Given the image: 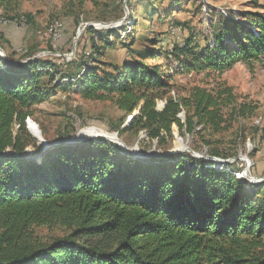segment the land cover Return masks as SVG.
Here are the masks:
<instances>
[{
	"label": "trees",
	"instance_id": "16d2710c",
	"mask_svg": "<svg viewBox=\"0 0 264 264\" xmlns=\"http://www.w3.org/2000/svg\"><path fill=\"white\" fill-rule=\"evenodd\" d=\"M21 1L0 0V7L8 12ZM100 1L71 0L74 11L86 2L99 8ZM248 3L253 10L240 12L241 18L230 12L215 42L199 54L193 36L170 53L156 38L152 49L135 52V37L127 42L118 28L93 27L91 48L66 69L37 57L30 46L17 60L0 54V264H264L260 184L238 178L230 163L184 165L174 155L138 159L105 139L49 150L38 162L19 157L36 146L27 128L32 109L58 90L113 100L129 115L141 108L125 130H145L160 141L163 133L172 135L174 124L190 134L197 126L221 134L232 129L231 115H253L246 106L225 113L222 94L198 91L184 105L190 114L184 124L181 104L167 98L175 75L201 70L200 61L225 71L264 58V0ZM79 18L70 20L77 25ZM5 19L28 26L33 21L30 15ZM118 43L132 62L100 67L97 57ZM158 100L166 102L162 110ZM9 150L18 156H4Z\"/></svg>",
	"mask_w": 264,
	"mask_h": 264
},
{
	"label": "rangeland",
	"instance_id": "374dc122",
	"mask_svg": "<svg viewBox=\"0 0 264 264\" xmlns=\"http://www.w3.org/2000/svg\"><path fill=\"white\" fill-rule=\"evenodd\" d=\"M105 2L107 0H101L99 8L91 2H86L81 11L80 8L74 11L71 0H22L19 8L8 12L0 7V52L17 60L30 46L33 54L37 53V57L40 54L66 69L68 62L82 60L84 52L92 46L89 27L85 28L86 24L103 27L101 23H116L118 31H121V39L128 38L127 42H130L131 38H136L133 46L135 52L152 49L153 40L156 38L160 41L159 46L170 53L177 43L182 44L193 36L195 53L199 54L215 42V31L218 32L223 19L230 17V12L241 18L240 12L253 10L249 7L248 0H109L108 7ZM28 15L33 19L29 26L5 19V16L11 19ZM78 15L79 22L75 25L70 18H77ZM116 16H119V19L113 20ZM56 22L64 24V33L62 39L53 42L49 29ZM175 23L181 25L176 26ZM95 29L100 32L109 30ZM79 30L81 36L73 54ZM227 41L225 36V42ZM229 48H235V44ZM97 59L100 67L107 64L123 65L133 60L128 50L120 43L112 49L104 50L103 56ZM192 60L193 57L185 59L184 62L191 65ZM207 64L200 61L201 70L192 67L186 73L175 75L167 98H173L181 104L179 118L184 124L190 118L189 110L184 105L193 99L198 91L222 94L225 113L233 112L242 106L254 110V114L247 118L229 115V122L232 121L233 127L221 134H214L199 126L190 134L187 130L181 131L174 124L171 136L163 133V141L152 139L145 130H125L132 123H129L130 116H139V108L129 115L121 111L113 100L85 99L80 94L63 90H58L44 103L35 106L32 109L33 116L28 120L39 127L49 143L72 138L78 133L86 135L85 130L94 129L96 132L111 135L118 133V137L133 151L138 152V147L140 153L156 160L170 158L171 156H165L168 152L182 150L173 157L183 159L181 162L184 165L188 162L210 165L211 158H218L213 153H219L224 156L219 159L231 161V170L246 182L248 180L243 178V173L249 165L248 175L260 184L256 189H259L261 197H264V183H258L259 180L264 181V58L251 63L241 62L225 71H219L215 66L203 67ZM175 66L176 64L172 68ZM230 95L234 97L233 100H230ZM165 104L166 102L158 100L157 110H162ZM28 120L27 128L34 138L32 130H29ZM91 136L104 137L100 133ZM35 141L36 146L29 145L25 153L36 158L35 161L38 162L37 147H42L36 139ZM186 148L200 157L197 158ZM236 157L242 160L233 161ZM46 235L53 236L52 233Z\"/></svg>",
	"mask_w": 264,
	"mask_h": 264
},
{
	"label": "water",
	"instance_id": "95a60500",
	"mask_svg": "<svg viewBox=\"0 0 264 264\" xmlns=\"http://www.w3.org/2000/svg\"><path fill=\"white\" fill-rule=\"evenodd\" d=\"M103 25V27H98V26H95L93 24H86L85 28L86 27H93V28H107V29H115V28H118L117 24L116 23H110V24H105V23H101ZM80 30L78 31V34H77V37L75 38V45H74V50H73V54H75L76 52V47H77V41L79 40L80 38ZM0 54L6 58V55L3 53V52H0ZM141 112V108H139V114ZM138 114V115H139ZM136 115L134 116H130V120H129V123L133 121V119L135 118ZM29 121V120H28ZM30 123V121L28 122V124ZM29 130L31 131V123L29 124ZM37 127V131H38V135L39 136H36L32 133L33 137L38 141L39 145L42 147V153L39 154L38 158L41 159L43 157V155L45 154V152L49 151V150H53L55 148H58V147H61V146H73V145H78V144H81V143H84V142H87V141H90V140H93V138H87V137H83V136H80V133H78L76 136L72 137V138H69V139H66V140H58V141H54V142H51L49 143L43 136L42 132L40 131L39 127ZM115 138H116V141H113L112 143H115L117 144L126 154L132 156V157H135V158H138V159H144V160H150L152 159L151 156L147 155V154H142L140 153V150L139 148L137 147V150L138 152H133L131 151V148H129L119 137H118V133H112ZM105 140L109 141L110 139H107L105 138ZM180 141H182L180 139ZM183 142V141H182ZM188 151H190L193 155H195V153L193 151H191L189 148H186ZM180 151H171V152H168L165 156H171V155H176L178 154ZM4 156H8V155H17L13 150L11 151H7L3 154ZM18 156V155H17ZM196 156V155H195ZM19 157L21 158H24V159H27V160H30V161H35L36 158H33L31 157L30 155H28L27 153H24L22 155H19ZM197 158H199L200 156H196ZM240 158H235L233 159V161H236ZM242 160V159H240ZM210 161L216 163V165L220 168L222 167H225L227 164L231 163V161H228V160H222V159H219V158H211ZM248 173H250L249 171V165L247 167V169L245 170V172L243 173V178L244 179H247L250 183L252 184H257V182L254 181V179H252V177H249ZM264 182L263 180H259L258 183H262Z\"/></svg>",
	"mask_w": 264,
	"mask_h": 264
},
{
	"label": "bare ground",
	"instance_id": "6f19581e",
	"mask_svg": "<svg viewBox=\"0 0 264 264\" xmlns=\"http://www.w3.org/2000/svg\"><path fill=\"white\" fill-rule=\"evenodd\" d=\"M55 24H60V23H58V22H56ZM31 130H32V133L34 134V135H36V136H39L38 135V131H37V127H36V125H34V124H31ZM84 133H86V135L85 134H80V136H83V137H87V138H101V136H91V135H94V134H96V133H100V134H103L104 135V137H102L101 139H104V138H107V139H110L109 141H116V138L114 137V135H111V134H107V133H105V132H96V130H94V129H90V130H85L84 131ZM137 148V147H136ZM131 151H133L132 150V148H131ZM176 151H180V150H176ZM182 151V150H181ZM180 151V152H181ZM133 152H136V151H133ZM257 182V181H256Z\"/></svg>",
	"mask_w": 264,
	"mask_h": 264
},
{
	"label": "built area",
	"instance_id": "2783aa9c",
	"mask_svg": "<svg viewBox=\"0 0 264 264\" xmlns=\"http://www.w3.org/2000/svg\"><path fill=\"white\" fill-rule=\"evenodd\" d=\"M63 33H64V24H53L51 29H49V35L52 38L53 42L62 39ZM38 57H42V55L39 54Z\"/></svg>",
	"mask_w": 264,
	"mask_h": 264
}]
</instances>
